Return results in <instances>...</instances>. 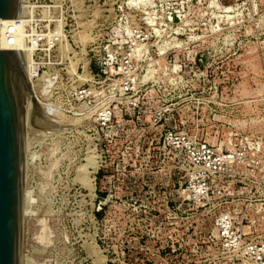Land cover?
<instances>
[{
  "label": "rangeland",
  "instance_id": "obj_1",
  "mask_svg": "<svg viewBox=\"0 0 264 264\" xmlns=\"http://www.w3.org/2000/svg\"><path fill=\"white\" fill-rule=\"evenodd\" d=\"M25 1L60 44L28 79L51 106L25 127L19 264L202 263L160 253L145 217L150 186L178 180L154 122L170 108L210 144L246 147L230 208L264 240V0Z\"/></svg>",
  "mask_w": 264,
  "mask_h": 264
},
{
  "label": "built area",
  "instance_id": "obj_2",
  "mask_svg": "<svg viewBox=\"0 0 264 264\" xmlns=\"http://www.w3.org/2000/svg\"><path fill=\"white\" fill-rule=\"evenodd\" d=\"M43 10V16L38 18L28 9L21 15L22 50L29 52L35 66L33 78L45 72L49 52L60 44L56 27L44 30ZM163 111L165 116L154 119L163 125L159 156L171 163L170 169L175 170L178 180L170 186L154 185L148 190L151 201L145 217L152 226L149 236L159 243V252L174 258L204 254L199 264H264V240L246 239L230 208V179L245 166L246 147H216L185 128L184 120L175 117L173 108ZM110 115L109 111H100L99 124L105 125ZM204 220L209 222L208 228Z\"/></svg>",
  "mask_w": 264,
  "mask_h": 264
},
{
  "label": "water",
  "instance_id": "obj_3",
  "mask_svg": "<svg viewBox=\"0 0 264 264\" xmlns=\"http://www.w3.org/2000/svg\"><path fill=\"white\" fill-rule=\"evenodd\" d=\"M28 98L39 111L23 68L21 2L0 0V264H19Z\"/></svg>",
  "mask_w": 264,
  "mask_h": 264
},
{
  "label": "bare ground",
  "instance_id": "obj_4",
  "mask_svg": "<svg viewBox=\"0 0 264 264\" xmlns=\"http://www.w3.org/2000/svg\"><path fill=\"white\" fill-rule=\"evenodd\" d=\"M20 2H21V15L22 14H24L25 13V11L28 9V12L30 11V9L28 8V5L26 4L27 3V1H25V0H20ZM23 51V50H22ZM23 56H24V58H23V68H24V70H25V72H26V75H27V78L30 80L31 79V76L32 75H34L33 74V68H32V66L29 64V58H30V54H29V52H23ZM26 60V61H25ZM35 72V71H34ZM46 78V77H45ZM52 78V77H51ZM43 79H44V77H43ZM42 80V79H41ZM46 80H48V79H46ZM31 81V80H30ZM36 80H34V84L35 83H37V82H35ZM42 81H44V80H42ZM31 82H33V81H31ZM38 82H39V80H38ZM52 82V81H51ZM30 83V82H29ZM46 83V82H45ZM48 83V82H47ZM30 84H32V83H30ZM33 84V85H34ZM42 84V86H43V84L44 83H41ZM37 85H40V84H36V85H34V87L36 88L37 87ZM31 86V85H30ZM46 86V85H45ZM51 86V85H50ZM45 87L43 86V88L42 89H44ZM32 90H35V91H33V94H34V96L37 98V104H38V107H39V112L41 111V107H43V108H45L46 109V107L45 106H51V105H49V104H47V103H45L42 99H44V98H40V97H38L37 96V94L36 93H34V92H37V90L36 89H32ZM41 91V90H40ZM39 92V91H38ZM50 92V91H49ZM36 94V95H35ZM41 94L43 95V93L41 92ZM40 94V95H41ZM46 98H47V95H46ZM47 104V105H46ZM50 109V108H49ZM48 109V110H49ZM51 110V109H50ZM53 110V109H52ZM51 110V111H52ZM35 110H33V106H32V104H31V102H30V99L28 98V107H27V109H26V125H25V127H29V126H32V125H35V124H33V122L35 123V122H37L36 121V119H37V113L36 112H34ZM48 115V114H47ZM47 123V122H46ZM32 124V125H31ZM37 124V123H36ZM47 125V124H46ZM48 126V125H47ZM35 127V126H34ZM24 145H25V138H24ZM25 149L27 148V145H25V147H24ZM25 149H24V154H25ZM26 159V158H25ZM24 159V160H25ZM26 161V160H25ZM25 165H26V163L24 162V169H23V183H24V179H25ZM88 180V179H87ZM27 191H25V189L23 188V209H22V215H24L25 213H27L28 211L26 210V208L24 207V205H25V200L26 201H30V198H29V200H27L28 198H27ZM30 196V195H29ZM32 200V199H31ZM33 201V200H32ZM32 212V211H31Z\"/></svg>",
  "mask_w": 264,
  "mask_h": 264
}]
</instances>
